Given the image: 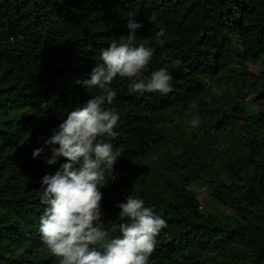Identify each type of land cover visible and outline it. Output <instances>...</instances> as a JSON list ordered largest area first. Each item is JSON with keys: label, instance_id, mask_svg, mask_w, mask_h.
<instances>
[{"label": "trees", "instance_id": "trees-1", "mask_svg": "<svg viewBox=\"0 0 264 264\" xmlns=\"http://www.w3.org/2000/svg\"><path fill=\"white\" fill-rule=\"evenodd\" d=\"M130 18L143 25L133 46L154 49L145 75L167 69L172 91L130 93L119 77L111 84L117 96L106 106L120 117L118 136L100 139L121 155L101 188L105 228L121 222L116 205L133 195L167 221L150 264H264V105L242 94L260 88L264 100V0H0V264L58 263L38 230L41 180L67 161L46 165L32 152L99 94L82 81L101 50L127 36ZM219 74L235 98L206 107ZM194 116L201 123L189 133ZM204 185L220 207L206 215Z\"/></svg>", "mask_w": 264, "mask_h": 264}, {"label": "clouds", "instance_id": "clouds-1", "mask_svg": "<svg viewBox=\"0 0 264 264\" xmlns=\"http://www.w3.org/2000/svg\"><path fill=\"white\" fill-rule=\"evenodd\" d=\"M125 27L127 36L102 49L100 62L82 81L84 88H98L99 94L69 112L51 129L45 147L32 152L33 159L42 158L46 165H55L61 158L67 161L41 180L40 199L45 207L38 230L43 245L58 264H150L156 237L167 227L165 219L133 195L116 205L120 223L105 228L102 220L101 188L107 186L106 173L112 174L121 155L112 143L100 139L114 140L118 136L114 129L120 117L106 106L112 105L117 96L112 82L117 77L126 79L130 93L166 95L172 91L173 77L167 69L145 75L154 49L145 46L148 41L133 46L136 31L143 25L130 18ZM165 36L164 28L156 33L157 40ZM200 123L199 116H194L186 122V131L190 133ZM117 232L119 235H113Z\"/></svg>", "mask_w": 264, "mask_h": 264}, {"label": "rangeland", "instance_id": "rangeland-1", "mask_svg": "<svg viewBox=\"0 0 264 264\" xmlns=\"http://www.w3.org/2000/svg\"><path fill=\"white\" fill-rule=\"evenodd\" d=\"M248 69L255 75H259L262 71V68L258 66L255 62L247 63ZM208 89L205 95L202 97L203 101L206 103V107L219 105L221 102L229 100V98H235L234 85L230 81L229 76L226 74H219L218 79L214 82L208 83ZM260 88L252 90H244L243 96L246 101H248L251 107H262L264 105V100L259 99L258 94ZM198 101L195 100L188 104L184 111V115L192 116L198 107ZM225 141V140H224ZM223 143V140H222ZM128 177V176H127ZM197 195L200 201L202 208L200 209L201 213L211 214L217 212L220 207L210 196V190L204 185L201 189L197 190ZM229 212V211H227ZM58 264V263H55Z\"/></svg>", "mask_w": 264, "mask_h": 264}, {"label": "built area", "instance_id": "built-area-1", "mask_svg": "<svg viewBox=\"0 0 264 264\" xmlns=\"http://www.w3.org/2000/svg\"><path fill=\"white\" fill-rule=\"evenodd\" d=\"M198 208H199V209H201V208H202L201 204H199Z\"/></svg>", "mask_w": 264, "mask_h": 264}]
</instances>
